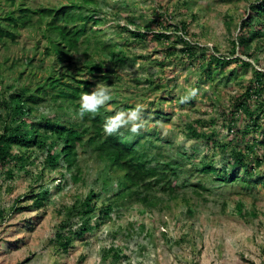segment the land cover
<instances>
[{
  "label": "rangeland",
  "instance_id": "obj_1",
  "mask_svg": "<svg viewBox=\"0 0 264 264\" xmlns=\"http://www.w3.org/2000/svg\"><path fill=\"white\" fill-rule=\"evenodd\" d=\"M24 1L31 7H37L41 4L58 6L70 0ZM261 1L96 0L92 6H98V14L102 18V23L97 25L103 30L102 37L108 42H115L129 55L126 64L118 65L119 77L114 83L99 82L110 89L115 100L104 105L110 112L109 116L127 111L122 107L125 103L141 105L145 128L139 133L145 134L147 141L161 138L160 148L174 155L177 152L190 154L197 149L196 157L183 159L188 171L195 165L201 168L198 163L204 155L215 151V157L220 158L216 147L207 145L206 139L187 136L185 123L214 116L218 120L214 125L218 129V137L221 140L234 139V133L221 125V115L213 107V102L219 100L226 103L229 95L241 93L245 79L250 76V69L243 74L237 67L239 62L235 57L253 63H256L255 60L239 53L231 55V40L238 37L240 22L250 19L244 11L250 9L251 3ZM159 4H167L172 9L173 22L187 19L192 34L187 35L189 41L209 52L216 45L219 47L215 53L217 56L231 58L226 74L232 68H236L238 73L227 86L223 85L225 81H221L223 89L213 88L210 82L202 81L200 70H192L187 62L178 57L171 59L167 56L164 45L153 38V32L161 31L157 23L151 22L161 11ZM193 13L198 14L197 19ZM129 17L134 19V23L129 21ZM37 18L35 16L34 20ZM255 21L256 18L252 23ZM146 24H150V28L147 29ZM137 25L141 26L138 31L146 33L144 42L133 39L130 32L121 29L122 26L135 30ZM167 33L170 36L168 43L182 36L180 30L168 29ZM44 44L42 33L34 28H25L20 30L16 43L9 44L7 52L0 47V88L11 84L16 71L25 70L23 62L26 57L35 52L39 55L44 50ZM183 46L181 41L176 43L177 51ZM257 56L261 65L256 66L264 69V47ZM149 80L161 86L156 88ZM193 88L197 90V96L191 99L194 103H180V98ZM211 97L216 101H212ZM160 109L170 118L169 121L158 117L156 111ZM3 111L0 107V112ZM39 112L50 114L51 109L41 105ZM154 117L156 120H153ZM126 129L121 128L122 131ZM204 130L210 131L206 127ZM253 135L258 141L264 140V120L262 129ZM260 152H264V146ZM218 160L217 165L221 167L223 163ZM82 164L84 181L72 183L71 177H68V183L61 182L62 190H57L55 186L59 183L60 173L48 169L42 182L44 189L51 188L54 193L47 206L41 208L27 207L33 203L34 187L37 188L41 181L32 183L31 175L24 172L9 181L4 180V174L0 173V210L4 211V215L0 216V264H264V163L258 167L253 178L245 182H224L216 180L215 175L210 178L198 171L188 173L185 177L190 181L202 180L208 187L201 195L191 188L184 189L182 193H187L188 203L181 199H163L162 205L152 210L140 203L126 204L100 229L84 239L75 238L67 250L59 249L57 232L65 233L60 226L61 221L70 218V225L74 228L78 226L79 218L69 216V207L83 199L90 188L103 192L100 198L107 195L105 191L109 188L99 180L102 172L99 162L85 158ZM239 175H244L243 169ZM113 191H108V194ZM17 199H20L19 202ZM239 200L244 201V210L253 212V215L241 217L237 214L235 206ZM19 206L26 207L16 210ZM189 206L192 213L187 211ZM112 245L121 250L118 259L111 252L104 257Z\"/></svg>",
  "mask_w": 264,
  "mask_h": 264
},
{
  "label": "trees",
  "instance_id": "obj_2",
  "mask_svg": "<svg viewBox=\"0 0 264 264\" xmlns=\"http://www.w3.org/2000/svg\"><path fill=\"white\" fill-rule=\"evenodd\" d=\"M4 1V5L0 4V46L6 48L5 52L10 43H16L21 28L38 30L45 44L39 55L35 52L26 57L23 63L27 68L16 71L11 84L0 88V107L4 110L0 112V173L4 174L3 179L12 181L24 172L31 175L32 183L41 181L37 188L34 187L33 203L27 206L34 208L46 207L54 193L51 188L44 189L42 182L49 170L55 169L60 173L59 184L55 186L62 190L61 182L68 183V177L72 183L84 181L82 160L85 158L101 164L99 180L109 185L103 198H100L103 192L90 188L83 199L69 207V216L79 218L78 226L72 227L68 222L70 218L61 221L60 226L65 233L57 232V248L67 250L75 238L88 237L111 221L113 214L126 204L140 203L152 210L161 206L163 199H181L188 203L187 193H182L184 189L191 188L201 195L208 188L202 180L190 181L185 177L188 173L198 171L210 178L215 175L216 180L224 182H245L250 181L264 163V152H260L264 140L258 141L253 135L262 129L264 120V69L256 66L261 65L257 54L264 47V0L251 3L250 9L244 11L250 19L240 22L238 37L231 40V55L239 53L256 62L235 57L243 74L250 69L243 90L229 95L226 103L213 102V107L221 115V125L234 133V139L221 140L218 137V129L214 127L218 120L214 116L187 121L186 135L206 139L207 145L213 144L220 155L216 158L217 152L214 151L202 156L203 160L198 163L201 168L195 165L190 171L183 159L196 157L197 149L190 154L177 152L176 156L160 148L162 140L159 137L147 141L145 134H133L129 129H120L109 136L103 131V124L110 117L105 106L95 116L78 117L81 94L90 92L98 82L114 83L119 77L118 65L126 64L129 56L115 42L104 40L101 29L94 28V25L102 23L98 9L91 8L96 0H70L58 6L41 4L37 7L27 5L24 0ZM159 7L161 11L151 22L157 23L161 31L153 32V38L164 45L167 56L171 59L178 57L192 70H200L202 81L210 82L213 88L218 89L221 81H225L223 85L227 86L238 73L236 68H232L226 74L231 58L217 56L215 53L219 47L216 45L209 52L182 36L168 43V29L192 35L191 26L187 19L173 22L174 14L167 4H159ZM35 16H38L36 20ZM193 16L197 19L198 14L193 13ZM254 18L257 22L252 23ZM129 21L134 23L132 17ZM137 27L130 30L121 26V29L130 32L133 39L144 42L146 33L138 31L140 25ZM145 27L150 28V24ZM179 41L184 46L178 52L176 43ZM159 64L165 65L164 62ZM149 82L156 88L161 86L154 80ZM211 100L216 101L213 97ZM111 102H115L114 98ZM190 103L194 101L190 100ZM43 104L51 109L50 115L37 113ZM122 107L130 109L135 105L125 103ZM156 112L162 121H169L161 109ZM204 127L210 131H205ZM217 160L223 163L221 167ZM241 169L244 170L242 176L239 175ZM110 190L114 191L109 195ZM24 207H16V210ZM235 208L241 217L253 215V212L244 210L243 200H239ZM187 211L193 212L190 206ZM2 215L4 211L0 210ZM141 226L144 228V224ZM120 251L112 245L104 257L111 252L118 259Z\"/></svg>",
  "mask_w": 264,
  "mask_h": 264
},
{
  "label": "clouds",
  "instance_id": "obj_3",
  "mask_svg": "<svg viewBox=\"0 0 264 264\" xmlns=\"http://www.w3.org/2000/svg\"><path fill=\"white\" fill-rule=\"evenodd\" d=\"M2 1L3 2H0V4L2 3V5H4L5 1L4 0H2ZM6 7L7 6H5V8ZM91 8H93L92 5H91ZM94 8L98 9V6H96ZM90 25H94V24L91 23ZM30 28L31 27H29V29ZM94 28L95 29H101V28H97V25H94ZM21 29H25V28H21ZM20 30H19V32H20ZM34 30L36 31V29H34ZM181 33H182V37L184 39L188 40L187 35L183 31H181ZM190 42H192V41H190ZM9 47H8V49H9ZM23 65L26 67L25 63H23ZM14 79H15V77H13L12 81H14ZM196 96H197V90L194 88L189 89L187 91L186 95H184L180 98V103H187L188 101L195 98ZM112 98L113 97H112L110 89L108 87L102 86L98 82L96 84V86L90 92H83L81 94L80 100H79L78 117L80 119H83L85 116H95L96 114H98L99 109L101 107H103L104 105H106L107 103H109L112 100ZM45 104H43L42 106H44ZM143 111H144V109L141 105H136L135 107L130 108L127 111H123V110L118 111L114 115L106 118V120L103 124V131L107 135L112 136V135L118 133L121 128H128L131 133L139 134V132L145 128ZM38 112L39 111H37V113ZM38 114L43 115L45 113L39 112ZM46 114L50 115L48 113H46Z\"/></svg>",
  "mask_w": 264,
  "mask_h": 264
}]
</instances>
